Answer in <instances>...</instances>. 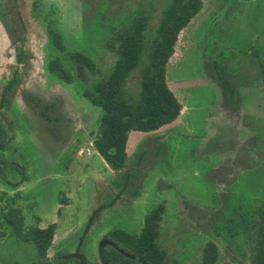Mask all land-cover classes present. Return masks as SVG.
<instances>
[{
	"label": "rangeland",
	"instance_id": "rangeland-1",
	"mask_svg": "<svg viewBox=\"0 0 264 264\" xmlns=\"http://www.w3.org/2000/svg\"><path fill=\"white\" fill-rule=\"evenodd\" d=\"M32 1L26 0L22 2L23 4L20 0L18 1L20 12L26 23L28 67L31 68L24 77L25 83L33 85L35 82L40 83V81H43L42 85L46 84L57 90H59L58 87H62L65 92L57 93L56 97L59 101H65L67 115L74 114L81 119L85 115L87 119L89 112H94L93 116L89 115L87 127L90 130H96L98 134L103 111L81 95L83 85L85 83L89 84L93 79V75H90L89 71L85 69L79 73L80 76L77 79L75 78L74 82L66 83L57 73L51 71L49 68L50 58L59 54V51L49 40L46 26L41 19H38V17L32 18L34 15ZM170 1L36 0L35 2L39 3V6L34 11L41 18L45 17L43 15L46 14L45 21L48 24L51 22L50 15L55 18L62 34L64 46L70 49H81L91 55L96 61L101 75H107L116 59V53L108 43L114 39L117 30L124 25H128L137 16L144 15L147 17L146 43L149 45L156 35V28L163 9ZM212 1L205 0L204 13L209 12ZM250 6L253 7V10L249 11V16H255L259 19L254 27L264 31V20L261 21V19H264V11L261 9L259 11L252 2L247 4V7ZM204 13L200 12L187 29L182 32L183 35L180 37L182 42L178 45V53L168 68V79L174 86L175 91L181 98L184 99L185 97L187 99V105L193 106H199V104L196 105L191 100L199 97L201 100L206 101L208 95V91L204 90L201 83H199L201 73L200 56H202L203 49L198 38H200L201 30L205 24L201 22ZM230 15L231 18H234L231 13ZM232 23L236 22L232 21ZM240 24L241 27L244 25L246 27L250 23ZM226 27L225 32L229 35H236L241 32V28L238 29L240 27L238 24ZM212 29L213 27L210 28V33L212 32L213 35V30L216 28ZM216 34L218 33L216 32ZM8 40V35L0 22V63L6 54L10 55L3 62V65L7 67L13 62V56L16 53L15 50H10ZM211 46L210 43L206 53H210ZM65 59L64 63L68 65L70 60L66 56ZM7 67L0 68V94L4 87V79L11 76L10 69ZM83 82L85 83L83 84ZM189 83L190 86L187 85ZM127 87L133 93L138 91V70L127 81ZM47 95L43 93V96ZM59 95L62 97H59ZM15 105H13L11 111L5 109L1 111L9 119L16 120L12 123V128L8 133L9 147L4 155L3 152H0V187L7 186L5 178L10 181L23 180V186L19 190L21 200L19 198L13 201L19 207L16 217L24 218L26 227L36 225L42 219L43 223L56 219L59 228L71 227L72 233L75 234L74 236L77 239L85 231L89 216L99 205H104L103 209L96 213L95 225L82 239L84 250L86 249L85 243L89 245V243L94 242L93 239L100 231L106 232L112 228L123 229L127 232L138 231L136 220L141 219L143 221L145 214L156 206L157 201L165 199L169 202L167 203L168 209L165 212L162 227L167 235L172 233L171 247L176 248L175 255L181 264H201V247L208 240L216 244L217 258L214 264H252L253 243L251 237H253V232L247 233V229L244 228L243 223L240 224L237 218L227 220L235 233H231L227 229L223 230V227L227 224L225 221L217 222V219L213 221L210 219L213 211L209 207V201L213 189L218 188L212 180L214 177H212L213 173L210 171V166L202 163L200 156L191 158V155H188L192 154L188 152V149H191L193 144L197 143L196 138L179 135L178 141L174 142L170 153L162 154L158 160L153 155L146 158L142 162V167L138 168L139 170L137 168L134 170L135 173H139L138 181L133 184L134 192L139 190V186L145 185L144 187L141 186L140 196L134 197L130 201L126 200L127 202H117L114 206H109L108 203L114 196V190H106L105 181L111 178V169L96 149L93 136L83 133L78 137L81 141L79 146L84 150L87 147L90 148L91 154L84 152L78 155L72 152L70 148L66 151H60L58 145L62 143L61 137L57 139L58 136H54V138L49 135L46 131L47 123H44L43 118L37 115L39 129L53 140L52 143L54 142L52 145L48 144L49 139L47 138V142L42 144L41 137L39 140L34 134L36 129H34V123L30 119L31 115L26 111H24V113H27L26 115L22 114L20 108ZM183 111L186 112L185 107ZM199 111H204V109L195 108L189 111L188 118L190 121L194 119V115ZM17 113H20L22 117L23 115L26 116L28 119H18ZM190 126H192L191 122ZM137 134L136 131L132 132V137ZM173 139L176 140L175 137ZM159 144V142L155 144L147 140L140 148L155 150ZM134 145L133 142L131 150L135 147ZM145 170H148V172ZM144 173L147 175L142 178ZM246 173L250 181L244 193L242 192L244 190L243 184L234 187L236 195H241L235 196L232 207L238 208V204H241L243 206L242 211L247 210L249 216H251L260 201L264 199V163L257 169L247 170ZM160 178L169 184V188L158 195L155 190H157L156 184L161 185ZM131 190L129 189V194L132 193ZM108 192L111 194H108ZM5 194L0 192V208H4L5 216L8 217V210L11 207L9 201L11 200L10 196ZM155 196L157 199L154 203ZM177 197L179 200L182 198L193 202L203 201L201 203L203 207L199 206L204 212L202 222L196 225L194 219L195 212L200 210L190 203L188 204L193 205L194 208L193 206L191 208L186 207L179 200L175 203ZM3 216L4 214L0 213V233H3L8 226ZM17 220L15 221L17 222L16 225H18L20 219ZM176 221L177 223H175ZM174 226H178L181 231L177 228L174 230ZM198 226L199 228L202 227L205 233L208 232V235L203 234L198 238L199 231L193 232L194 227ZM14 248L15 252L11 250L9 241H5L3 237H0V255L4 258L3 261H0V264H13L16 261H20L19 264H28L29 257L35 258V254H37L33 245L24 244L21 246L16 244ZM7 250L10 251L8 255Z\"/></svg>",
	"mask_w": 264,
	"mask_h": 264
},
{
	"label": "flooded vegetation",
	"instance_id": "flooded-vegetation-1",
	"mask_svg": "<svg viewBox=\"0 0 264 264\" xmlns=\"http://www.w3.org/2000/svg\"><path fill=\"white\" fill-rule=\"evenodd\" d=\"M18 1L0 0V22L8 35L10 50H15L16 52L15 56H13V62L8 65L11 76L4 79V87L0 94V101H2V105H0V128L3 129V132L1 130V137L3 139L0 140V144L2 142L0 152H3L4 155V152L8 149L10 140L8 133L12 128V123L16 120L9 119L1 111L3 109L11 111L13 105L16 104L15 106L20 108L22 114L26 115L29 113L31 115L30 119L34 123V129H36L34 134L39 140L41 137L42 144L43 142H47V138L50 140H48V144L52 145L54 142L52 143L53 140L39 129V123L36 119L37 115H40L43 118V122L47 123L48 127L46 131H48L49 135L52 137L58 136L57 139L61 137L62 143L58 145L60 151H66L70 148L75 154L81 155L80 150L82 148L79 146L81 143L80 139H78L79 135L87 133L89 136H93V139L97 135L96 130H90L87 127L89 115L93 116L95 113L89 112L87 119L85 115L82 119L74 114L67 115L65 101H59L56 97L57 93L65 92L62 87H58L59 90H57L46 84L42 85L43 81H40V83L35 82L33 85L25 83L24 77L31 68L30 66L28 67L29 56L26 46V23L20 12ZM20 1L22 3L26 0ZM35 1L33 0L31 4L34 9H38L39 3ZM249 2L255 4L259 11L260 9L264 11V0H213L209 12L204 13L205 0H203L200 11L183 28L181 32L187 29L200 12L204 13L201 22L205 24L201 30L200 38H198L203 49L201 52L202 56H200L201 73L199 75V83H201L204 90L208 91L207 100H201L198 97L191 101L196 105L199 104V106L187 105V99L183 94L184 99L181 96L180 98L183 101V107L186 108L185 113L182 108V112L173 122L164 124L154 130L142 131L144 135H142L139 143L130 153L127 151V162L122 169L115 170L108 164L111 169V178L105 181V189L108 191L114 190V196H112L108 203L109 206H114L117 202H127L126 200L130 201L134 197L140 196L141 188L145 185L139 186V190L134 192L133 184L138 181L137 177H139V173H135L134 170L135 168L139 170L138 168L142 167V162L146 158L153 155L158 160L162 154L170 153L174 142L178 141L179 135L188 138L193 137L197 139V143H194L192 148L188 149V152L192 153L188 155H191V158H198L200 156L201 162L210 166L214 179L210 177L218 188L213 189L209 201V207L213 211L210 219L212 221L217 219V222L225 221L227 224H225L226 228L223 227V230L227 229L231 233H235L227 220L237 218L240 224L243 223L244 228L247 229V233L252 232V225L257 218V209L263 199L251 216H249L247 210L242 211L243 206L241 204H238V208L232 207L235 196L241 195H236L234 187L243 184L244 190L241 191L244 193L250 181L249 177L246 176L247 170L257 169L264 163V31L254 27V24H257L259 19L255 18V16H249V11L253 10V7H247ZM34 9L32 18L38 17V19H41L46 26L49 37V25L56 27L60 32L55 18L50 15L51 22L48 24L45 21L46 14L43 15L45 17L41 18ZM230 13L234 18H231ZM263 20L261 19V21ZM232 21L236 23H232ZM244 22L250 24L246 27L245 25L241 27L240 23ZM232 24H238L240 26L238 29L241 28V32H238L236 35L226 33L225 27ZM211 27L213 29L216 28L215 30L212 29L213 35L212 32L210 33ZM49 40L51 41V37ZM181 42L179 38L176 45L177 52L178 45ZM210 43L212 50L210 49V53H206ZM83 52L86 53L85 51ZM58 53L60 54V52ZM7 56L9 57L10 55L6 54L4 59ZM64 56L63 58H65ZM4 59L0 63V68L7 67L3 65ZM68 59L70 63L66 64V67L74 74V78L72 81L62 80L66 83H71L74 82L75 78L77 79L80 76L79 73L85 70V68L74 62V60ZM170 63L171 61L168 63V68ZM90 75L92 74L90 73ZM86 85L88 83H85L81 90V95L85 99L87 98L82 92ZM187 85L190 86L191 84ZM43 93L48 95L43 96ZM59 97L62 96L59 95ZM195 108L204 109V111L197 112L194 115V119L190 121L188 113L191 109ZM24 111L27 113H24ZM24 115L22 117L20 113H17V117L20 120L22 118L28 119ZM190 122L192 126H190ZM173 137L176 138L175 141ZM147 140L155 144L159 142L160 144L157 145L158 148L155 150L141 149L140 147ZM45 146L48 147L47 144ZM145 168L147 169V167ZM148 170L145 171L148 172ZM15 171L17 172V170ZM145 173L142 178H145L148 174ZM9 175L11 174L9 173ZM5 179L7 186L4 188L0 187V192L10 196L11 201H9L10 205H8L11 207L8 210V217L5 216L4 208H0V213L4 214L3 218L8 225L4 232L0 233V237H3L5 241H9L11 250H14L13 252H15L14 246L16 244L21 246L24 244L33 245L37 254H35V258L29 257L28 264H181L175 255L176 248L171 247L172 233L167 235L162 227L165 212L168 209V200L161 199L159 202L157 201L156 206L145 214L143 221L141 219L136 220L138 231L129 232L134 235L140 234L148 213L156 208H162L159 217L158 236L154 239L161 250V254L154 261L152 259V250L144 243L145 241H140L138 238L135 240L122 238L120 232L123 229L118 228H112L106 232H98L93 239L94 242L89 243V245L85 243L86 249L83 250L82 239L95 225L96 213L99 210L101 211L104 205H99L89 216L85 231L77 239L74 236L75 234L72 233L71 227L59 228L56 219L46 223H43L42 219L36 225L26 227L24 225V218L16 217L19 207L13 201L19 198L21 200L19 190L23 186V180L10 181L8 178ZM242 179L244 180L242 181ZM160 180L161 185L156 184L157 190H155V193L158 195L169 188L168 183L164 182L162 178ZM129 189H132L131 194H129ZM156 199L157 197L155 196L154 203ZM178 200L177 197L175 203ZM179 202H182L188 208L194 205L196 209H199V212H195L194 219L196 225L202 222L204 212L199 206L202 205L203 201L193 202L189 199L180 198ZM17 219H20L18 225L15 222L18 221ZM49 224H55L56 226L48 248L45 252H42L37 244L36 231ZM174 227V230L177 228L181 231L178 226ZM193 230V232L199 231L198 238L203 234L208 235V232L205 233L202 227H194ZM209 242L213 241L208 240L201 247V264L203 262L204 247ZM9 252L7 250V255ZM3 259V256L1 257L0 255V261H3ZM19 263L20 261H16L13 264Z\"/></svg>",
	"mask_w": 264,
	"mask_h": 264
},
{
	"label": "trees",
	"instance_id": "trees-1",
	"mask_svg": "<svg viewBox=\"0 0 264 264\" xmlns=\"http://www.w3.org/2000/svg\"><path fill=\"white\" fill-rule=\"evenodd\" d=\"M202 5L203 0H171L163 10L156 35L149 45L146 43V16L139 15L128 25L120 27L114 39L108 43L115 51L116 59L107 75H101L92 56L82 50L65 47L56 27L48 26L51 42L60 52V55L50 58L51 71L66 81L73 80L74 74L64 63L65 55L93 75L92 81L84 87L82 93L103 111L99 132L93 142L113 169L120 170L126 165L127 142L132 130H154L173 122L180 115L183 105L167 81V64L176 51L181 31L200 11ZM136 70L139 71V87L133 93L128 90L127 81ZM1 130L3 132V129L0 128V140L3 139ZM161 209L156 208L148 213L140 234L134 235L124 230L120 232L122 238L145 241L152 250L154 261L161 254L154 240L158 236ZM55 226L49 224L35 232L42 252L48 248ZM252 229V264H264V199L257 209ZM216 250L213 242L207 243L203 250L202 264H214Z\"/></svg>",
	"mask_w": 264,
	"mask_h": 264
},
{
	"label": "crops",
	"instance_id": "crops-1",
	"mask_svg": "<svg viewBox=\"0 0 264 264\" xmlns=\"http://www.w3.org/2000/svg\"><path fill=\"white\" fill-rule=\"evenodd\" d=\"M177 46H176V51H175V53L173 54V56L170 58V60H169V62L171 61H174V58L176 57V55H177ZM168 62V63H169ZM167 81L169 82V84L171 85V87H172V89L174 90V92L176 93V95L179 97V99L181 100V102H182V105H183V101H182V99L180 98V96H179V94L175 91V88H174V86L171 84V82L169 81V79H168V64H167ZM182 108H184V107H182ZM181 112H182V110H181ZM137 132L138 134H140V135H135V136H133L132 137V132ZM142 135H144V132H142V131H137V130H132L130 133H129V138H128V142H127V151H128V153H130V151H131V144H133V142L135 143V145L134 146H136L138 143H139V141H140V139L142 138ZM129 148H130V151H129Z\"/></svg>",
	"mask_w": 264,
	"mask_h": 264
},
{
	"label": "built area",
	"instance_id": "built-area-1",
	"mask_svg": "<svg viewBox=\"0 0 264 264\" xmlns=\"http://www.w3.org/2000/svg\"><path fill=\"white\" fill-rule=\"evenodd\" d=\"M84 152H86L88 154H91L92 153L91 150H90V148H88V147L85 150L83 148L80 150V153H84Z\"/></svg>",
	"mask_w": 264,
	"mask_h": 264
}]
</instances>
